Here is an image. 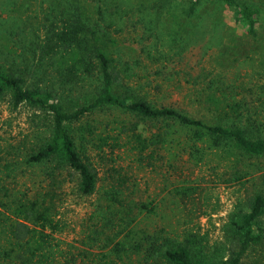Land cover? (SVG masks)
<instances>
[{
    "label": "trees",
    "instance_id": "1",
    "mask_svg": "<svg viewBox=\"0 0 264 264\" xmlns=\"http://www.w3.org/2000/svg\"><path fill=\"white\" fill-rule=\"evenodd\" d=\"M45 2L48 7L41 24L31 15H20L29 6L23 10V5L14 8L16 1L1 2L7 17L1 15L0 20V104L7 102L11 110L29 108L32 133L11 146L6 152L11 158L0 156L4 208L0 213L5 227L0 264L133 260L137 264H244L250 250L264 249V190L235 205L224 226L225 242L212 247L207 234L199 230L184 229L181 236L163 228L137 227L140 216L156 212L155 200L139 197L137 181L116 166L105 170L101 185V163L94 158L95 153L107 159L110 151L112 161L118 148L128 146L151 169L175 168L173 161L184 155L198 164L208 147L235 154L239 161L264 159L262 98L248 99L253 96L250 89L246 96H237L232 89L243 86L229 84L223 79L224 71H218L210 79L213 90L204 96L209 118L173 104H155L130 84L138 74L131 62L118 60L119 36H115L129 25L140 24L141 41L153 40L163 18L176 34L191 19L195 30L205 14L228 9L235 12L246 41L256 40L260 8L244 0H43L41 4ZM213 24L218 31L225 27L221 19L215 18ZM147 53L154 61L168 54L155 45ZM255 101L260 104L253 107ZM100 116L105 120L103 130H98ZM28 168L40 169L39 185L35 180L11 187L28 177ZM33 172L30 176L36 178ZM233 174L236 180L245 177L239 166ZM64 185H73L89 201L79 244L66 251L56 240L63 229L58 211ZM190 190L177 188L176 195L182 200Z\"/></svg>",
    "mask_w": 264,
    "mask_h": 264
},
{
    "label": "rangeland",
    "instance_id": "2",
    "mask_svg": "<svg viewBox=\"0 0 264 264\" xmlns=\"http://www.w3.org/2000/svg\"><path fill=\"white\" fill-rule=\"evenodd\" d=\"M6 1L0 0V20L1 15L7 17V12L2 14L4 6L1 5V2ZM12 1H16L14 8L23 5L21 8L24 10L25 6H29L27 11L20 14L22 17L31 15L36 24L45 21L47 2L41 4L43 0ZM244 1L260 8L259 36L256 40L246 41L243 29L235 21V12L228 9L214 15L203 12L205 16L195 30L192 25L196 22L191 19L178 34L173 27H166V24L171 23L163 18V25L158 28V35L153 40L147 38L141 41L143 27L140 24L129 25L124 33L115 35L119 36L118 60L121 63L131 62L132 70L138 74L133 81L129 80L130 84L155 104H173L196 116L209 118L210 113L206 109L208 103L204 96L213 90L209 87L210 79L218 71H224L227 77L223 79L229 84L243 86L232 89L237 96H246L250 89L253 96L248 99L254 101L255 98H262L260 108H264V0ZM215 18L224 21L223 31L215 29ZM154 45L168 53L164 57L159 53L162 56L160 61H154L147 53L148 48ZM51 74L47 77L52 78ZM259 104V101H255L252 106ZM98 118V130H103L105 120L102 116ZM31 131L29 108L21 106L17 110H11L7 102L0 104V156L8 155L6 152L11 150V146H16ZM149 133L146 129L145 134ZM165 154L168 156L169 152ZM97 156L94 153L96 162L101 163V185L104 184L102 179L106 175L105 170L116 166L137 181L139 197L147 201L155 200L156 212L140 216L136 222L137 227L151 231L163 228L181 236L184 229L199 230L207 234L212 247L225 242L224 226L235 205L244 202L249 195L264 190V159L244 158L239 161L235 154L222 153L218 148L208 147L203 160L198 164L189 161L187 155H184L182 159L173 161L175 168L170 167L168 170L167 167L151 169L144 166L136 151L128 146L118 148L112 161L110 151L107 152V159L101 160ZM237 166L245 173L241 180L234 178L233 173ZM26 170L28 177L20 179L18 184L12 183L11 187L21 188L24 184L31 185L35 180L39 185L40 169ZM32 170L36 178L30 176L29 172ZM180 187H192L193 190L188 191L191 194L181 200L176 195V189ZM61 192L62 202L58 218L63 220V229L62 233H57L56 240L66 251L70 245L79 244L78 232L88 212L89 201L78 195L73 185H64ZM1 199L6 201L2 196ZM2 211L4 208L0 204V212ZM1 218L0 213V245L5 241V227ZM119 264H137V260ZM244 264H264V249L250 250L244 257Z\"/></svg>",
    "mask_w": 264,
    "mask_h": 264
}]
</instances>
